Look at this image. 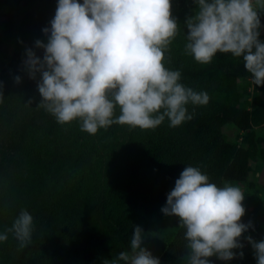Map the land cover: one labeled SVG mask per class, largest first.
Instances as JSON below:
<instances>
[{"label": "trees", "instance_id": "16d2710c", "mask_svg": "<svg viewBox=\"0 0 264 264\" xmlns=\"http://www.w3.org/2000/svg\"><path fill=\"white\" fill-rule=\"evenodd\" d=\"M57 3L58 0H0V9L24 8L21 14L9 10L0 16V48L4 41L13 39L16 45L9 61L0 70V139L7 141L5 150H0V183L8 179L10 173H18L24 164L32 163L33 159L40 160L43 154L53 160L57 169H73L76 181L66 182L62 174L58 179L64 180V186L45 191L63 211L61 224L47 220V229H40L30 244L13 250L9 246V232L7 241L0 242V264H105L121 251H131L130 240L135 226L144 232L141 246L159 258L161 264H188L190 249L186 247L188 242L183 227L178 225L169 242L152 236L148 229L159 216H166L161 208L187 166L198 167L208 176L209 182L218 187H223L226 182L240 185L247 182L248 160L254 151L226 143L220 127L227 123L240 127L264 123V86L252 84L255 95L249 109L238 108L236 105L244 99L238 84L244 80L252 83L242 57L217 53L211 63L202 65L187 55L185 21L195 14L198 6L194 0H171L178 34L165 53V66L181 72L180 83L184 86L196 92H207L208 104H188V113L193 118L177 127H170V121L165 118L155 129L141 130L126 124H113L91 135L81 130L79 120L59 124L53 115L38 106L41 101L37 90L40 75L30 79L24 64L27 49L43 57V49L36 48L35 42L47 43L42 29L50 27ZM17 76L19 83L15 82ZM119 114L117 107L115 116ZM115 137L123 138L121 147L135 144L141 151L137 153L136 161L129 153H126V159L121 156L128 169L131 166L136 171L131 170V175L123 177L116 173L114 183H105L100 190L97 185L91 190L86 184L78 187L84 179L92 177V174L86 177V171L94 159L100 158L99 150H105L111 144H105L106 139ZM249 141H253L251 134ZM259 156L264 160V149ZM125 180L131 182L126 184L128 187L134 183L138 188L132 195L123 193ZM2 190L0 205L4 199ZM98 197L97 205L94 202ZM242 204L245 214L241 222H251L253 226L240 237L243 248L233 249L237 254L242 251L243 257L236 255L230 261H222L213 256L209 258L210 264H257L255 250L245 237L250 236L255 242L264 241V216L259 210L250 208L246 196ZM66 236L71 239L69 244H64Z\"/></svg>", "mask_w": 264, "mask_h": 264}, {"label": "clouds", "instance_id": "9594fccd", "mask_svg": "<svg viewBox=\"0 0 264 264\" xmlns=\"http://www.w3.org/2000/svg\"><path fill=\"white\" fill-rule=\"evenodd\" d=\"M198 10L186 19L185 53L209 64L217 53L242 57L252 84L264 86V42L258 12L264 0H194ZM171 0H58L50 27L35 47L26 50L25 67L37 82L38 106L59 124L81 122V130L94 135L113 124L141 130L155 129L167 118L170 127L193 118L187 105H207V92L180 83L181 72L165 66V53L178 34ZM20 82V77H15ZM2 97V94H0ZM31 103V101H29ZM119 116H115L116 108ZM240 187H218L198 167L187 166L167 194L161 212L179 218L185 229L188 264H210V257L230 261L233 249H242V233L253 227L241 222L245 214ZM33 217L21 210L12 226L0 234L6 242L12 233L21 248L32 241ZM135 226L131 251H121L105 264H161L142 247L145 236ZM264 264V241L245 237Z\"/></svg>", "mask_w": 264, "mask_h": 264}, {"label": "rangeland", "instance_id": "374dc122", "mask_svg": "<svg viewBox=\"0 0 264 264\" xmlns=\"http://www.w3.org/2000/svg\"><path fill=\"white\" fill-rule=\"evenodd\" d=\"M57 6H54L56 9ZM15 11L16 13H23V7H4L0 9V16L3 17L7 12ZM261 22V28L259 29V40L264 42V13L258 12ZM15 39L11 41H4L0 48V70L9 61L12 51L15 48ZM240 91L243 95V101L236 105L238 108L247 107L249 109L250 103H252V97L255 95L252 83L250 80L241 81L239 84ZM245 90V91H244ZM247 104V105H245ZM245 105V106H243ZM223 139L228 144H235L238 147L245 146L246 148H252L253 155L249 157L248 163L250 166V172L247 178V182L244 185H240L234 182H226L223 186L231 185L238 186L249 200L250 208L259 210L260 214L264 216V160L259 156V152L264 149V123L258 124L252 127H240L233 123H227L220 127ZM252 135L253 141H249V135ZM123 141L122 137H115L106 139L105 144L111 143L105 150H99L100 158L94 159V163L87 169L85 176L88 177L92 174V177L84 179L80 185L86 184L90 190L94 185L100 188L105 187V183L113 184V179L116 178V173L120 176L131 175L129 172L132 170L135 172V168L128 167L121 156H125L129 153L133 160H137V153L139 154L138 147L134 144L132 147H121L119 144ZM253 143V144H251ZM7 141L0 139V150H5ZM141 152V151H140ZM127 155V156H128ZM39 159H33L32 163L24 164L18 173H10L8 179L2 180L0 183V190L3 189L4 199L0 205V232L10 228L14 220L18 217L21 210L27 211L33 217V236L38 233L40 229H47V220L50 219L51 223L61 224L63 218V211L61 207L54 203V199H49L45 194V191L55 188L58 190L60 186H64L63 179L59 177L65 175L66 182L76 181L71 168L57 169L53 160L50 157L43 156ZM126 159V156H125ZM61 170L63 172L61 173ZM115 171V172H114ZM110 177V178H109ZM112 177V178H111ZM123 187L125 195H132L135 188V184L132 183L129 187L126 185L131 183L129 180H125ZM70 187V186H69ZM67 187V188H69ZM76 187V186H75ZM94 195V193H92ZM100 197L96 198L95 202L99 204ZM152 226L148 229V233L152 236L171 241L177 230L179 218L176 216H159ZM49 229V227H48ZM11 235H13L11 233ZM10 235V248L19 247V242ZM17 243L18 245L14 244ZM71 239L67 236L64 239V244H69ZM9 248V249H10Z\"/></svg>", "mask_w": 264, "mask_h": 264}]
</instances>
